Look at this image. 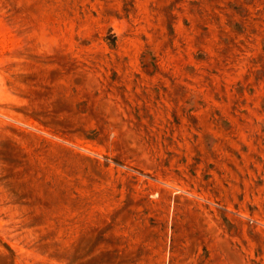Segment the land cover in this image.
I'll return each mask as SVG.
<instances>
[{
  "label": "rangeland",
  "instance_id": "rangeland-1",
  "mask_svg": "<svg viewBox=\"0 0 264 264\" xmlns=\"http://www.w3.org/2000/svg\"><path fill=\"white\" fill-rule=\"evenodd\" d=\"M257 114L264 0H0V264H264Z\"/></svg>",
  "mask_w": 264,
  "mask_h": 264
},
{
  "label": "crops",
  "instance_id": "crops-1",
  "mask_svg": "<svg viewBox=\"0 0 264 264\" xmlns=\"http://www.w3.org/2000/svg\"><path fill=\"white\" fill-rule=\"evenodd\" d=\"M215 43L218 45L219 41ZM216 44H214L211 47L212 52L218 48V47H215ZM224 91L225 92L227 91V87L225 85H224ZM238 108H239V97L237 98L236 106L234 105V108H233L234 114L231 115V113L228 111V114H226L224 117L219 116V118L216 120L217 123H220V124H216L215 129L217 131L219 130L218 132H220L219 134L223 135V139H220L219 137L215 135L211 136L212 137V139L210 140L211 143L209 147L207 148V151H205L206 162L209 160H212L218 165H220L222 163L221 158L223 156L233 154L232 150H230L226 145L228 138L233 139L239 145V109ZM261 116H264V115L257 114L255 121L257 120V121L262 122L261 125L264 126V118ZM259 150H262L261 147H259ZM252 157L255 160V156H252ZM223 163L226 164V162L224 161ZM244 164L245 163H242L243 166ZM254 164H255V167L257 168V164L256 163Z\"/></svg>",
  "mask_w": 264,
  "mask_h": 264
},
{
  "label": "built area",
  "instance_id": "built-area-1",
  "mask_svg": "<svg viewBox=\"0 0 264 264\" xmlns=\"http://www.w3.org/2000/svg\"><path fill=\"white\" fill-rule=\"evenodd\" d=\"M250 220H251V222L255 221L254 224H255L256 226H259L260 228H264V223H263L262 221H259V220H252V219H250Z\"/></svg>",
  "mask_w": 264,
  "mask_h": 264
}]
</instances>
